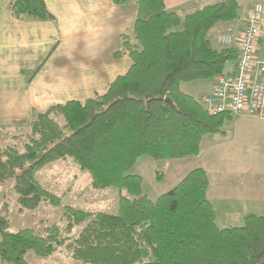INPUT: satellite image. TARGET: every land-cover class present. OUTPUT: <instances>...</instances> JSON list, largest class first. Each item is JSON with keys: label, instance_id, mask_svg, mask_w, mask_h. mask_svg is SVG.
I'll return each mask as SVG.
<instances>
[{"label": "trees", "instance_id": "16d2710c", "mask_svg": "<svg viewBox=\"0 0 264 264\" xmlns=\"http://www.w3.org/2000/svg\"><path fill=\"white\" fill-rule=\"evenodd\" d=\"M113 2L137 6L133 32L121 37L114 54L130 58L129 70L102 94L36 113L13 137L26 140L23 150L0 147V184L13 180L20 212L43 202L58 206L61 198L45 190L36 173L71 160L89 174L91 188L119 189V211L66 206L59 222L41 233L9 232L0 211V264H28L29 251L41 258L60 253L71 264H264V216L249 214L240 226L219 227L204 169L191 170L156 199L142 193L141 176L129 173L142 157L198 156L203 137L220 133L231 118L209 114L179 85L232 72L237 49L215 45L213 31L239 18V1L220 0L182 17L166 10L164 0ZM7 10L17 20L53 19L44 0H10Z\"/></svg>", "mask_w": 264, "mask_h": 264}, {"label": "crops", "instance_id": "0c3cea01", "mask_svg": "<svg viewBox=\"0 0 264 264\" xmlns=\"http://www.w3.org/2000/svg\"><path fill=\"white\" fill-rule=\"evenodd\" d=\"M9 1L0 0V126L21 124L25 130L36 113L102 94L129 70L130 58L114 54L121 37L133 32L136 5L44 0L53 19L36 21L13 18L7 10ZM217 1L164 0V4L182 17ZM238 1L239 18L221 27L241 31L248 10L264 3ZM235 116L232 137L221 132L204 136L198 156L179 159L187 171L183 164L172 171L179 176L178 183L195 168L205 170L207 197L219 227L240 226L249 214L264 216V116Z\"/></svg>", "mask_w": 264, "mask_h": 264}, {"label": "rangeland", "instance_id": "374dc122", "mask_svg": "<svg viewBox=\"0 0 264 264\" xmlns=\"http://www.w3.org/2000/svg\"><path fill=\"white\" fill-rule=\"evenodd\" d=\"M224 29L220 27L213 31V33L216 35ZM232 30L236 33L240 32V30ZM260 37V40L258 39L259 52L257 57L264 59V36L261 35ZM212 82L213 80L209 79L181 83L179 89L201 102L202 97L213 90L214 83ZM231 118L232 120H225L221 133L231 135L232 137L233 135L229 134L234 132L231 123L237 117L232 115ZM24 127L21 124L0 126V147L16 144L20 150H23L26 140L15 142L13 137L23 133L25 131ZM205 142L204 139L203 146H205ZM203 150L205 151V149ZM182 164L179 160L155 162L147 157H142L137 160L129 173L141 176L143 181L142 193L149 199H156L159 195L168 192L176 185L179 176L172 171L177 169L178 166H182ZM182 167L183 171H187L188 168L185 169L186 166L184 164ZM79 172L80 170L71 160L50 163L40 169L36 173V179L45 190L59 196L61 203L56 206L43 202L36 209L25 212L19 211L16 194L12 189L13 180L0 184V211L5 212L7 215L9 220L8 231L14 233L21 229H33L35 232L41 233L46 225L59 222L66 206L86 212L118 213L119 189H93L90 185L89 174L87 172H81L80 174ZM83 226L84 223L77 225L71 234L68 235L69 239L77 237ZM24 259L28 264H71V260L60 253H56L51 257L41 258L36 256L34 252L29 251L25 254Z\"/></svg>", "mask_w": 264, "mask_h": 264}, {"label": "built area", "instance_id": "2783aa9c", "mask_svg": "<svg viewBox=\"0 0 264 264\" xmlns=\"http://www.w3.org/2000/svg\"><path fill=\"white\" fill-rule=\"evenodd\" d=\"M244 22L239 34L225 28L215 35L217 44L235 47L238 58L232 72L214 77L213 90L201 99L211 115L264 116V60L257 57L258 39L264 36V3H255Z\"/></svg>", "mask_w": 264, "mask_h": 264}, {"label": "water", "instance_id": "95a60500", "mask_svg": "<svg viewBox=\"0 0 264 264\" xmlns=\"http://www.w3.org/2000/svg\"><path fill=\"white\" fill-rule=\"evenodd\" d=\"M167 101H169V100H167Z\"/></svg>", "mask_w": 264, "mask_h": 264}]
</instances>
